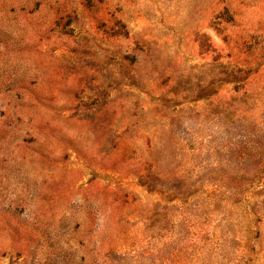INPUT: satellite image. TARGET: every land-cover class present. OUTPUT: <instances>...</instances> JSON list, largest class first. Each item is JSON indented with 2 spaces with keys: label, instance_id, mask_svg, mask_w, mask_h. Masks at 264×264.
I'll list each match as a JSON object with an SVG mask.
<instances>
[{
  "label": "rangeland",
  "instance_id": "rangeland-1",
  "mask_svg": "<svg viewBox=\"0 0 264 264\" xmlns=\"http://www.w3.org/2000/svg\"><path fill=\"white\" fill-rule=\"evenodd\" d=\"M0 264H264V0H0Z\"/></svg>",
  "mask_w": 264,
  "mask_h": 264
}]
</instances>
